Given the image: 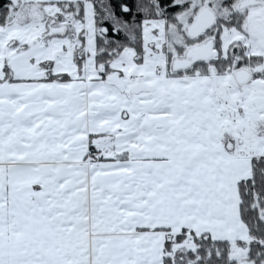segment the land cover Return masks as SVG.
Here are the masks:
<instances>
[{"label": "snow or ice", "instance_id": "obj_1", "mask_svg": "<svg viewBox=\"0 0 264 264\" xmlns=\"http://www.w3.org/2000/svg\"><path fill=\"white\" fill-rule=\"evenodd\" d=\"M0 264H264V0H0Z\"/></svg>", "mask_w": 264, "mask_h": 264}]
</instances>
